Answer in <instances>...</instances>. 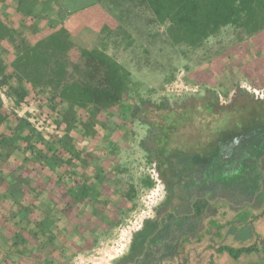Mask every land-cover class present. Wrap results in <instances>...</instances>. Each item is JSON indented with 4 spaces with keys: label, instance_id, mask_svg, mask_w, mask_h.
<instances>
[{
    "label": "rangeland",
    "instance_id": "374dc122",
    "mask_svg": "<svg viewBox=\"0 0 264 264\" xmlns=\"http://www.w3.org/2000/svg\"><path fill=\"white\" fill-rule=\"evenodd\" d=\"M21 2L24 7L26 0ZM18 5L19 0H0V76L4 68H12L16 53L35 42L27 25L30 16L18 13ZM80 15L84 22L66 24L74 42L97 47L130 70L137 101L159 102L165 97L181 101L214 88L222 104H231L242 82L264 87V31L247 35L230 24L200 44L188 45L174 43L170 20H160L140 0H106ZM100 17L106 22L96 23ZM71 56L79 61L76 51ZM15 81L24 91L29 86L13 77L8 84L15 92H7L5 101L0 99L25 116L23 110L29 105L16 103L14 94L19 97L21 91ZM114 120H120L117 114ZM127 123L133 134L109 156L104 182L116 191L114 197H121L79 202L68 193V181L49 180L48 192L36 204L41 211L38 220L49 224L50 231L35 234L43 239L41 249L29 246L26 251L39 256L43 264H52L56 257L63 258V264H99L104 257L107 264H228L232 255L220 248L227 245L253 247L242 253H251L242 264H264V136L250 134L237 140L231 163L218 161L208 174H192L168 191L156 164L140 146L147 127L135 120ZM92 150L95 156L101 154ZM6 152L0 157L6 181L39 175L28 172L26 163L21 165L23 155L17 151L12 153V164L6 163ZM74 239L80 246L69 242ZM90 243L95 248H85Z\"/></svg>",
    "mask_w": 264,
    "mask_h": 264
},
{
    "label": "trees",
    "instance_id": "16d2710c",
    "mask_svg": "<svg viewBox=\"0 0 264 264\" xmlns=\"http://www.w3.org/2000/svg\"><path fill=\"white\" fill-rule=\"evenodd\" d=\"M21 1L18 13L24 11L37 19L36 0H26L28 4L25 2L24 7ZM105 1L94 0V5L87 9ZM140 3L152 9L160 20H170L169 33L174 43L200 44L230 24L247 35L264 31V0H140ZM104 17L95 22L105 23ZM78 21L81 22L79 17ZM34 41L13 56L12 68H4L0 76V86L6 92L16 90L8 84L9 79H23L29 86L24 91L15 81L21 95L14 94V99L32 108L27 107V116H22L0 99V157L6 150L9 163L13 161L12 153L19 152L24 161L21 165L26 163L28 172H36L37 176L50 169L47 176L56 178V184L68 181V193L78 197L79 202L85 198L100 202L111 196L121 197L119 193L114 197L116 191L104 182L109 175V156L133 134L127 123L132 120L147 127L140 146L147 159L156 164L168 191L192 174H208L218 161L231 163L237 140L250 134L264 136V101L254 100L240 88L231 104H222L214 88H207L203 96H185L181 101L166 97L159 102L142 98L137 101L135 90L134 94L131 91L135 83L131 71L97 47L76 44L66 25ZM72 51L77 52L79 61L72 59ZM115 114L120 122L114 120ZM93 147L101 154L95 156ZM101 158L106 161L93 165ZM16 167H20L19 163ZM27 178L18 180L19 191L14 184L17 180L6 181L0 171V192L5 188L0 195V224L38 226L37 234L49 233V224L38 220L41 211L36 202L43 198L42 189L34 188L38 194L28 201L15 198V194L24 193L22 187L30 184ZM35 234L32 237L42 245L43 239ZM220 248L235 258L253 249L227 245Z\"/></svg>",
    "mask_w": 264,
    "mask_h": 264
},
{
    "label": "crops",
    "instance_id": "0c3cea01",
    "mask_svg": "<svg viewBox=\"0 0 264 264\" xmlns=\"http://www.w3.org/2000/svg\"><path fill=\"white\" fill-rule=\"evenodd\" d=\"M26 4L28 3L26 2ZM93 5H94V0H36L37 7L34 12L37 15L36 17L37 19H32L30 17V20L27 22L28 23L27 25L30 26L31 34L32 33L34 34L33 39L45 37L46 35L58 29L60 26L70 23L71 20L76 25L78 22L77 18L81 16L80 13L83 10L92 7ZM26 110L27 107L23 111ZM20 115H22V113ZM25 116H27V114H25ZM9 163L12 164L11 161ZM49 172L51 173L50 169L47 172H44L43 173L44 175L41 176L33 175L30 178L28 177L27 181L30 184H28L26 187L24 186L25 188L22 187L24 193H20V195L15 194V198L21 201L22 200L28 201V199L31 198L32 195L38 194L35 191H33V189L36 187H40V189H42V194H45L46 191L48 192L47 184L49 180L56 181L55 180L56 178L50 179L47 176ZM15 180L18 181V179L16 178ZM17 181H15L16 185L19 186L18 190L21 191L20 183ZM10 212L13 213L14 211H10ZM1 216L2 214L0 215V217ZM39 229L40 227L38 226L33 228L31 226L28 227L23 225L18 227L17 225H12V223H10V225L0 224V264H43L41 262L42 259L39 256H37L36 258L32 257L33 255H30V253L26 251L27 249H29L27 248L29 246H34L35 248L38 249H41V247H43L42 245L37 244L38 241L34 239V237H32V233L33 234L38 233L40 231ZM60 229L64 233H66L64 227H60ZM29 237L32 240H30ZM75 241L78 244L80 243L79 239L69 240V242L73 243V245ZM66 247L69 246L67 245ZM85 248L88 249L95 248V245L90 243ZM249 254L244 256L241 254L237 258L230 256V258L232 259L228 261L229 262L228 264H242L244 261L248 259L245 257L249 256ZM62 260L63 258L56 257L52 261H54V264H63ZM108 261L107 258L104 257L100 259L99 264H107ZM215 264L218 263L215 262Z\"/></svg>",
    "mask_w": 264,
    "mask_h": 264
},
{
    "label": "built area",
    "instance_id": "2783aa9c",
    "mask_svg": "<svg viewBox=\"0 0 264 264\" xmlns=\"http://www.w3.org/2000/svg\"><path fill=\"white\" fill-rule=\"evenodd\" d=\"M240 87L245 91L249 92L251 96L256 100L264 101V87H257L249 82H242ZM6 91L0 86V98L5 101L6 100ZM10 97V96H9Z\"/></svg>",
    "mask_w": 264,
    "mask_h": 264
}]
</instances>
